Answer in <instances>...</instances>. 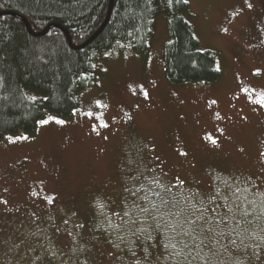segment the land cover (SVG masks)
I'll return each instance as SVG.
<instances>
[{
	"label": "rangeland",
	"instance_id": "1",
	"mask_svg": "<svg viewBox=\"0 0 264 264\" xmlns=\"http://www.w3.org/2000/svg\"><path fill=\"white\" fill-rule=\"evenodd\" d=\"M184 1L223 77L167 81L164 16L148 56L102 55L71 119L47 114L0 141V264H264V0ZM155 193L168 208L177 194L185 217L200 214L193 203L234 215L236 230L157 227L140 211Z\"/></svg>",
	"mask_w": 264,
	"mask_h": 264
},
{
	"label": "trees",
	"instance_id": "2",
	"mask_svg": "<svg viewBox=\"0 0 264 264\" xmlns=\"http://www.w3.org/2000/svg\"><path fill=\"white\" fill-rule=\"evenodd\" d=\"M110 2L0 0V12L24 17L35 33L54 26L36 38L19 18L0 16V141L19 132L35 133L47 114L71 119L76 97L99 80L95 66L102 55L121 44L124 52L148 56L153 23L162 16L170 35L164 49L167 81L174 86L213 84L223 77L217 54L200 50L184 0H114L109 23L98 38L83 50L71 49L56 26L68 31L74 46L83 45L105 23Z\"/></svg>",
	"mask_w": 264,
	"mask_h": 264
},
{
	"label": "snow or ice",
	"instance_id": "3",
	"mask_svg": "<svg viewBox=\"0 0 264 264\" xmlns=\"http://www.w3.org/2000/svg\"><path fill=\"white\" fill-rule=\"evenodd\" d=\"M147 95V94H145ZM262 100H264V98H262ZM214 103V102H213ZM262 106H264V104H262ZM58 123H63V121H57ZM46 123V121H45ZM11 139V138H9ZM213 143H215V141H212ZM181 155H186V153L181 152ZM154 183H158L155 182ZM183 185V181H180L178 185H172L171 187L167 186V185H159L165 192L171 193V188L172 187H180ZM155 195L160 197V202H152L150 201V208L149 207H145V208H141L140 211L144 212L145 214H149L152 216V219L157 221V227H160L161 223H164L168 226V229L170 231H175L177 228H180L183 231H195V228L193 227V225H196L197 221H200L202 223H206L210 226H215V227H220L222 224H228L229 228L228 229H224L222 227H220V232L219 235L223 236L225 231H235V228L231 227V221L235 219V216H230L225 218L223 215H220L219 219H217V217L215 216H210L208 215V208L206 206H200L197 207V205L195 203H193L191 205L192 208H195L199 211V215L195 216V218L193 219L192 216H184V212L186 211V209H184L183 207H180L182 201H177L176 200V195L177 194H172V208H168L169 205V200L166 199L161 193H155ZM217 196H219V190H217L216 193ZM216 197H210V200H214ZM147 199V197H146ZM190 199V198H189ZM226 199V198H225ZM254 203V202H253ZM204 202L201 201V205H203ZM168 208V210L165 211H161V208ZM173 209H178L176 211H173ZM231 207L229 206V211H231ZM212 212H215L216 209L213 208L211 210ZM168 216H172L175 217V219L172 220H168L166 219V217ZM239 221H236L237 226H239ZM203 230V229H202ZM210 231L214 230V228L210 227L209 228ZM148 239H151V236L149 235L147 237ZM201 243H203V241H201ZM233 244H235V241H232ZM165 247H168V245H165Z\"/></svg>",
	"mask_w": 264,
	"mask_h": 264
},
{
	"label": "water",
	"instance_id": "4",
	"mask_svg": "<svg viewBox=\"0 0 264 264\" xmlns=\"http://www.w3.org/2000/svg\"><path fill=\"white\" fill-rule=\"evenodd\" d=\"M113 7H114V0H111L110 2V7H109V12H108V15H107V18H106V21L105 23L102 25V27L86 42L84 43L83 45H80V46H74L73 43H72V40H71V37H70V34L68 33V31L66 29H64L63 27H60V26H56L57 29H59L60 31H62L67 40H68V44L69 46L71 47V49L73 50H76V51H80V50H83L84 48L88 47L90 44H92L97 38L98 36L105 30L106 26L108 25L109 23V20L111 18V15H112V12H113ZM3 15H10V16H15L17 18H19L20 20H22L26 27H27V30L29 32V34L33 37H36V38H40V37H43L45 36L46 34H48V32L50 31L51 28H53L54 26H50L48 27L46 30H44L43 32H40V33H35L32 31L28 21L22 17V16H19L17 14H14V13H6V12H0V16H3Z\"/></svg>",
	"mask_w": 264,
	"mask_h": 264
}]
</instances>
